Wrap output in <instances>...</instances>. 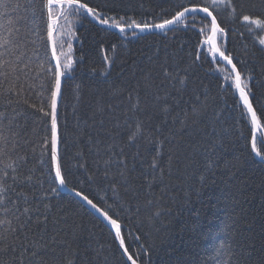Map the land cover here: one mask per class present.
Returning <instances> with one entry per match:
<instances>
[{
  "label": "trees",
  "instance_id": "1",
  "mask_svg": "<svg viewBox=\"0 0 264 264\" xmlns=\"http://www.w3.org/2000/svg\"><path fill=\"white\" fill-rule=\"evenodd\" d=\"M89 2L103 6L108 0ZM140 2L134 0L136 14L127 10L128 15L138 21H151L154 14H159L161 8L156 7L157 4L167 7L161 0H142L144 9L141 10ZM108 15L118 19L119 15H124V10L119 11V15L114 16L112 12ZM224 19L226 21L227 17ZM46 25L45 15L34 37L36 43L30 44L27 51V55L33 59L30 65L32 71L25 82V96L30 91L33 94L31 102L38 105L35 93L39 89H28V85H39L45 70L53 67ZM221 26H226L228 31L218 41L219 46L226 49V54L233 55V62L245 74L249 69L254 70L256 80L253 84L264 80L260 74L264 56L259 52L260 45L256 38L249 35L239 23L228 22ZM200 27L197 22L196 32L181 30L168 32L167 36L155 32L132 38L128 32V38L125 39L120 34L102 30L94 23L73 15L67 21L60 18L54 28L56 54L60 55L62 63L68 57L73 62V68L65 78L64 95L59 108L60 131L64 137L60 147L68 189L82 191L102 209L118 198L110 181L103 178L102 166L97 171L94 151H89V135L96 138L101 119L97 115V123L89 127L93 125L89 117L98 101L118 104L117 115L128 107L129 90L142 75V70L149 66V57L157 61L167 57L170 66L178 65L181 76L185 75L182 70L188 69L187 88L181 94L172 92L176 99L169 101L172 104L171 113L166 120L158 116L152 121V126L160 125L165 134L170 128L179 129V121L184 118L183 112L187 110L191 113L192 103L199 97L201 107L207 103V113L189 119L191 127L182 133L184 141L196 143L201 140L198 129L203 127L205 120L213 121L210 128L215 129L221 137L212 146L215 155L212 157V166L206 171L205 165L209 161L202 149L195 154V163L189 167L184 159L177 163L175 153H172V162L169 163L168 146L165 145L161 162L164 174L161 177L157 170L155 183L152 182L151 170L146 171V166L140 160L132 159L136 149L125 148L129 167L135 164L132 175L136 178V186L140 188V197L138 200H122L124 210L117 215L113 207L112 213L121 225L125 245L130 246V254L137 259V264H201L202 258L205 264H210L208 257L218 244L221 222L233 209L243 210L241 232L254 239L255 247L259 249L264 241V164L257 161L251 152V137L240 115L242 107L237 106L238 95L225 80L231 70L224 62L214 58L209 47L204 45L210 29L204 35H199ZM113 45L116 46L115 50ZM34 48L39 51L33 52ZM61 52L65 55H61ZM113 89L121 90L120 95L112 96ZM254 91V106H264V88L257 86ZM13 106L17 111L23 110L27 114L24 131L37 144L39 154V142L47 134L49 125L44 122L45 118L27 105ZM19 119L24 123L23 117ZM103 119L104 127H111L107 114ZM104 139L107 142V138ZM125 139L126 136L122 134L121 142ZM116 151H119V147ZM148 161L151 162L150 155ZM80 164L85 167L81 168ZM37 168L36 175L40 177L45 189L57 187L47 183L46 169H42L39 164ZM144 175H147V180ZM90 176L92 180H89ZM149 184L152 185L150 191ZM120 194L123 195L122 189ZM48 195L54 196L52 203L60 210L58 215L65 218V231L68 233L65 239L71 245L70 250L63 245L57 246L55 259L62 260L67 255L73 264H122L120 253L116 251L117 243H113V234L98 218L68 193L58 189L57 193L49 192ZM149 196L153 201L150 207L145 205V199ZM137 206L139 212L136 211ZM155 212L160 215L152 218Z\"/></svg>",
  "mask_w": 264,
  "mask_h": 264
},
{
  "label": "snow or ice",
  "instance_id": "2",
  "mask_svg": "<svg viewBox=\"0 0 264 264\" xmlns=\"http://www.w3.org/2000/svg\"><path fill=\"white\" fill-rule=\"evenodd\" d=\"M161 3L167 7L163 8L157 4L156 7L161 8L160 13L154 14L151 21H138L129 16L127 11L132 10L136 14L134 0H108L103 6L92 5L89 0H0V264H73L67 255L62 260H57L54 256L57 246L63 245L68 250L71 248L69 241L65 239L68 235L65 231V218L58 215L60 210L52 203L54 196L48 195L49 192L57 193L58 188L45 189L40 177L36 175L39 164L48 173L47 183L58 185L60 188L67 187L60 147L64 137L60 131L59 108L64 95L65 78L71 72L73 62L68 57L62 63L60 55L56 54L53 33L60 18L67 21L70 16L75 15L82 20H88L89 23L99 24L102 30L115 29L125 39L128 38V32L132 37H137V32L153 30H159L165 36L168 32L181 30L196 32L197 22L201 25L199 35H204L210 29L211 36L206 42H211L214 58L218 54L221 60L231 66L225 80L238 95L237 106L242 107L240 115L251 137V152L264 161V136L260 135L264 132V106H254V88H264V80L253 84L256 80L254 70L249 69L245 74L244 70L233 62V55L226 54V49H222L218 44L228 31L226 26L221 25L228 22L239 23L249 35L256 38L260 45L259 52L264 56V35H261L264 33V0H161ZM139 8L144 9L142 0ZM121 10H124V15H119ZM109 12L114 16L119 15V18L114 19L108 15ZM45 15L47 38L52 43L55 65L45 70V76L39 85H28V89L38 87L39 90L35 93L39 100L38 105L31 102L33 94L30 91L27 97L25 96V82L32 71L30 65L33 59L27 55V51L30 44L36 43L34 37L37 36L39 22ZM224 17H227L226 21ZM60 47H63V43ZM115 48L113 45V50ZM32 51L39 50L34 48ZM61 55L65 54L61 52ZM182 71L184 76L179 74L178 65H169L167 57L163 61L149 57V66L142 70V75L129 90L128 107L117 115L118 104H104L98 101L89 117L93 121V125L89 127L97 123V115L101 117L98 122L100 131L96 138L93 139L89 135V151H94L97 171H100L102 166L103 178L110 181V186L118 198L102 209L82 191H71L115 229L113 243L118 242L116 251L120 253L122 264H137V259L130 254V246L125 245L121 225L114 218L112 209L115 207L118 215L124 210L122 200H138L140 197V188L136 186V178L132 175L135 164L129 167L125 148L136 149L132 153V159L140 160L141 164L146 166V171L151 170L152 182L155 183L157 170L161 177L164 174L161 162L165 145L168 146L169 163L172 162V153H175L176 162L184 159L189 167L195 163V154L202 149L209 161L205 165L206 171L212 166V157L215 155L212 146L221 139L215 129L210 128L213 121L205 120L203 127L198 129L201 140L196 143L184 141L182 133L191 127L189 119L207 113V103L201 107L199 97L192 103L191 113L187 110L183 112L184 118L179 121V129L170 128L165 134L160 125L152 126V121L158 116L166 120L171 113L172 104L169 101L176 99L172 92L181 94L187 88L188 69ZM260 74L264 77V65L261 66ZM120 91L113 89L111 95L118 96ZM19 104L34 109L49 125L47 134L39 142V154L37 144L33 143L24 131L27 114L23 110L17 111L13 106ZM105 114L109 117V128L104 127ZM20 117H23L24 123L20 122ZM173 123H176L175 118ZM122 134L126 136L123 142L120 140ZM118 147L119 151H116ZM149 155L151 162L148 161ZM29 164L32 166L29 167ZM79 166L85 167L84 164ZM92 179L90 176L89 180ZM144 179H148L147 175H144ZM151 187L149 184V191ZM121 189L123 195L120 194ZM152 203L150 196L145 199L146 206L150 207ZM136 211H140L138 206ZM54 212L57 214L54 215ZM242 212V209H233L221 222L218 244L208 257L210 264H264V241L257 249L254 239L241 232ZM159 215V212H155L152 218ZM201 264H205L204 258L201 259Z\"/></svg>",
  "mask_w": 264,
  "mask_h": 264
},
{
  "label": "water",
  "instance_id": "3",
  "mask_svg": "<svg viewBox=\"0 0 264 264\" xmlns=\"http://www.w3.org/2000/svg\"><path fill=\"white\" fill-rule=\"evenodd\" d=\"M58 7V6H57ZM46 19H47V17H46ZM90 19V18H89ZM92 23H94L95 25H97V26H99V27H101L99 24H96L95 22H92ZM106 30H109V31H111V32H115V33H117V34H119L118 33V31L117 30H115V29H111V28H105ZM155 32H159V30H153V31H151V32H145V33H139V32H137V37L138 36H142V35H146V34H149V33H155ZM53 35H54V33H53ZM210 36H211V32H210V34H209V36H208V38L206 39V41H209V38H210ZM132 37V36H131ZM132 38H136V37H132ZM47 40H48V38H47ZM54 40V39H53ZM204 42V45H206V46H208L209 47V49H210V51H211V53H212V44H211V42ZM48 46H49V50H50V55H51V60H52V64H53V66L55 65V60L52 58V43L48 40ZM216 58L218 59V60H221L220 59V57H219V55L217 54L216 55ZM222 62H224L223 60H221ZM224 64L225 65H227L226 64V62H224ZM228 67H229V69L231 70V66L230 65H227ZM262 136H264V132H262V133H260ZM250 146H251V144H250ZM253 154V156L255 157V159L257 160V161H259V162H261L262 164H264V161H261L258 157H256L255 156V154L254 153H252ZM57 187H58V189H59V191L60 192H62V193H68V194H70V195H72V196H74L86 209H88L96 218H98L110 231H111V233L113 234V236H114V234H115V229L114 228H112V226L107 222V221H105L104 220V218L102 217V216H100V214L99 213H97L94 209H92L90 206H88L85 202H83V201H81L80 200V198L79 197H77V196H75V194H74V192L73 191H71L70 189H68L67 187H63V188H60L58 185H57ZM117 246H118V242H117ZM124 259H126V257L124 258ZM129 264H130V262H129Z\"/></svg>",
  "mask_w": 264,
  "mask_h": 264
},
{
  "label": "rangeland",
  "instance_id": "4",
  "mask_svg": "<svg viewBox=\"0 0 264 264\" xmlns=\"http://www.w3.org/2000/svg\"><path fill=\"white\" fill-rule=\"evenodd\" d=\"M264 35V34H263Z\"/></svg>",
  "mask_w": 264,
  "mask_h": 264
}]
</instances>
